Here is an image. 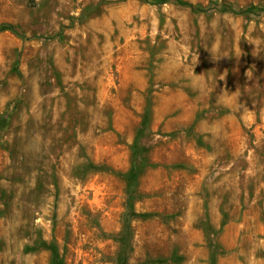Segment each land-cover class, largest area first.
Instances as JSON below:
<instances>
[{
    "label": "rangeland",
    "instance_id": "1",
    "mask_svg": "<svg viewBox=\"0 0 264 264\" xmlns=\"http://www.w3.org/2000/svg\"><path fill=\"white\" fill-rule=\"evenodd\" d=\"M0 264H264V0H0Z\"/></svg>",
    "mask_w": 264,
    "mask_h": 264
},
{
    "label": "trees",
    "instance_id": "2",
    "mask_svg": "<svg viewBox=\"0 0 264 264\" xmlns=\"http://www.w3.org/2000/svg\"><path fill=\"white\" fill-rule=\"evenodd\" d=\"M135 170L136 168H134V171L131 173V178H134L135 179ZM132 214V207L129 203V200H128V204H127V214H126V224H128V217L131 216Z\"/></svg>",
    "mask_w": 264,
    "mask_h": 264
}]
</instances>
